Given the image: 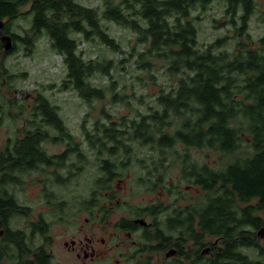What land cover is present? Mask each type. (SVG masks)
Instances as JSON below:
<instances>
[{
	"label": "trees",
	"instance_id": "trees-1",
	"mask_svg": "<svg viewBox=\"0 0 264 264\" xmlns=\"http://www.w3.org/2000/svg\"><path fill=\"white\" fill-rule=\"evenodd\" d=\"M236 1L249 13L254 7L252 0ZM49 3L53 15L50 23L46 21L49 24L45 31L53 49L64 56L67 84L87 103L103 99L105 89L89 79L97 72L109 74L113 61L84 60L78 52V41L71 33H80L86 39L97 36L115 50L119 44L103 30L97 9L75 0H50ZM48 4H42L38 10L45 13ZM103 15L122 23L117 4L107 2ZM247 30L244 26L239 34L244 35ZM143 33L152 36L153 41L139 53L140 68L152 71L155 59L167 60L173 84L169 90L162 88L155 96L156 107L139 118L127 121L128 118L122 117L118 122L110 120L107 114L108 124L96 123L94 135L87 132L90 142L100 144L109 155L118 153L122 146L125 153L132 152V142L149 144L162 154L173 150V155L180 160L182 180L198 185L202 193L179 206L177 202L184 197L177 191L170 203L175 210L172 215L176 217L171 215L164 225L168 230L180 228L177 237L180 242L186 233L196 244L203 241L205 247L210 245L212 249L206 257H201V250H179L178 254L186 255L189 264H264V260H254L242 251L253 248L264 258V240L258 233L264 228V38L259 40V48L243 41L234 51L227 52L226 38L200 47L192 28L169 30L157 24ZM41 103L45 105L42 110L45 120L53 121L64 133L65 123L56 107L46 98ZM108 144L115 146L107 147ZM191 148L216 151L229 159L217 168L207 163L199 165L191 158ZM160 161L159 158L157 162L160 164ZM112 167L108 163L104 165V170L109 168V180ZM161 168V164L156 165L147 172V179L142 178V183L151 191L164 183ZM156 174H159L158 181L152 183L150 177ZM164 190L171 195L175 186L167 185ZM167 209L164 203H157L145 211L156 215ZM9 210L0 205V216L22 213L16 205H11ZM165 234L160 231L159 235L164 241H170ZM6 236H16L13 241L19 245L22 241L19 231H10ZM190 255L195 257L191 259ZM49 256L37 250H0V264H51ZM173 264L181 262L175 260Z\"/></svg>",
	"mask_w": 264,
	"mask_h": 264
},
{
	"label": "flooded vegetation",
	"instance_id": "flooded-vegetation-1",
	"mask_svg": "<svg viewBox=\"0 0 264 264\" xmlns=\"http://www.w3.org/2000/svg\"><path fill=\"white\" fill-rule=\"evenodd\" d=\"M252 1L254 7L250 13L236 0H120L117 6L122 16L120 19L122 23L119 24L130 29H133L132 25L136 26L133 30L137 33V42L150 45L153 38L150 35L145 36L144 30H151L158 24V27L163 26L169 30L192 28L197 31L205 12L213 4L222 7L220 14L214 19V28L231 29L240 25V29L244 26L248 29L251 18L257 11L256 2ZM48 2L46 0H0V19L4 22V26L0 29V77L4 85L13 76L8 71L5 61L10 54L15 52L17 43L34 45L35 37L39 35V32L48 28L49 19L53 15ZM42 4H48L44 8L45 13L39 11ZM261 12L264 20V11ZM18 20L28 21V28L22 27L17 23ZM17 29L23 30L24 33L20 34ZM5 36H9L10 40H4ZM7 43H10V48H6ZM258 47H260L259 44ZM6 97L0 94V110L3 113L6 109L13 107L14 102ZM43 98L41 94L34 96L32 93H27L24 97V104H20L26 108L22 112L25 114L22 119V128L17 129L15 134L0 136V205L8 212L11 205H16L22 212L14 214L10 212L8 216H0V250H37L39 253L42 251V254L45 252L46 255H50L51 264H55L54 250L68 251L76 257L80 264L103 261L116 252L120 257L116 258L117 264H121V260L125 264H152L154 256L161 255L162 252L165 253L167 260L171 256H167L171 250H175L174 254L179 250H201L200 255L204 257L203 252L206 247L203 241L200 245L196 244L184 233L185 238L180 242L177 240L180 228L173 227L168 230L165 227V220L175 212L174 208L169 205L167 211L170 210V212L165 218L160 216L167 211L156 215L145 211L149 205H155L149 203L130 209L126 213L122 212L113 230L102 232L99 229L103 222H109L110 215L114 212V204L121 203L115 187L123 181L119 169H125L124 167L129 165L126 160L133 159L135 152L131 146L132 152L125 153L122 146L119 147L118 153L109 155V151L104 150L100 144L93 145L88 135L86 136L87 147L97 154L101 162V175L94 181L95 189L91 190L89 196L80 205L78 214L80 217L84 215L85 222L79 225L78 235L60 240L66 230V228L61 229V225L64 226L62 222L65 221L67 201L61 199L56 187L73 178L77 162H85V153H83V148L81 149V146L75 142V137L65 124L64 133H62L60 127L53 121L48 123L49 119L45 120L42 112L45 105L41 103ZM4 100L6 108L2 104ZM30 100L34 102L26 105V102ZM1 119L0 116V127L4 123ZM51 130L56 134H51ZM96 130L95 125L93 132H88L94 135ZM60 142L64 145L62 150L52 151L48 146L49 143L57 146ZM113 146L115 145H107V147ZM104 153L108 156L105 157ZM162 153L159 152L160 155ZM160 160L162 170L168 160L167 153ZM106 163L113 166L110 168L112 171L110 180L107 177L109 168L104 170ZM147 168L143 166V169ZM35 174L41 176L37 178ZM155 177L156 175L150 177L152 183L158 181L159 177ZM35 185L40 189L41 199L35 200L40 204L33 212V206L29 203L32 197L29 194L25 197L24 195L25 191H29L30 187ZM18 190L23 193V198H19ZM185 200L181 198L177 203L179 206L186 205ZM15 216L23 218L20 227L12 225ZM172 216V218L176 217ZM10 231L21 232L20 245L13 241L17 239L16 236L13 238L6 236ZM160 231H164L168 239L171 238L170 241H164L159 235Z\"/></svg>",
	"mask_w": 264,
	"mask_h": 264
},
{
	"label": "rangeland",
	"instance_id": "rangeland-1",
	"mask_svg": "<svg viewBox=\"0 0 264 264\" xmlns=\"http://www.w3.org/2000/svg\"><path fill=\"white\" fill-rule=\"evenodd\" d=\"M119 1L77 0V3L99 11L103 30L115 39L119 44V49L110 48L97 36L86 39L80 33H71V36L78 41V52L82 53L84 60L113 61V67L109 74L97 72L89 79L94 85L105 89L106 96L103 99H94L87 103L73 87L67 84L68 71L64 63V56L53 49L45 30L35 37L34 45L17 43L15 52L10 54L5 61L8 71L13 75L12 79L4 85L2 83L3 79L0 77V94L14 101L13 107L6 109L5 113L0 110L1 120L4 121L0 127V136L15 134L17 129L22 128V119L25 116L22 112L26 108L20 104H24L25 95L27 93H32L34 96L41 94L52 106L56 107L67 129L75 137V142L81 146V149L83 148V153H85V162H77V169L73 178L56 187L61 199L67 201L65 221L62 222L64 226L61 225V229L66 228V230L60 240L70 239L73 235H78L79 225L85 222L84 215L80 217L78 214L80 205L89 196L91 190L95 189L94 181L101 175V162L95 151L87 147V132H93L96 123L108 124L110 120L121 122L120 118L122 117H126L128 118L127 121H130L132 118H139L140 114L151 112V108H155L157 105L156 94L162 88L169 90V87L173 84L171 80L173 76L168 72L167 60L155 59L156 65L152 71L140 68L138 56L148 47L147 43H138L136 40L137 33L133 29L104 17L103 13L107 2L117 4ZM255 2L257 11L251 18L247 33L244 35L239 34L240 25L231 29L214 28V19L220 14L222 7L213 4L205 12L196 31L199 46L205 47L219 38H226L224 48L227 52L234 51L238 44L243 41H250V43L254 41L252 46L259 48L258 42L264 36V20L261 15V11H264V0H255ZM17 23L24 28H28V21L18 20ZM17 32L24 33L21 29H17ZM29 102H34V100L27 101L26 105ZM2 104L3 106L6 105L5 100L2 101ZM107 114L110 116V120L107 118ZM51 134L55 135L56 133L51 130ZM48 146L52 151H59L64 147L61 142L57 146L54 143H49ZM131 146H133L135 152L133 159L136 160H126L129 165L124 167L125 169H119L123 181L119 186L116 184L115 187L118 190L121 203L119 205L114 204V212L110 215L109 222H103L100 225L99 229L102 232L113 230L114 224L122 212L126 213L130 209L138 206L142 207L149 203H164L166 206L171 207L170 203L175 198L177 191L179 195L181 194L180 196L186 199L184 204L202 193L198 185L182 180L180 160L173 155V150L168 151V160L163 169H160L164 174L163 185H159L156 190L150 191L148 185L142 183L141 178L147 179L146 171L154 170L156 165L160 166L157 161L165 154H161L158 158L159 152L151 149L149 144L143 145L140 142H132ZM189 152L192 160L199 165L207 163L214 168L223 165L229 159V156L211 150L191 148ZM104 156L107 157L108 155L104 153ZM154 162L156 163L153 164ZM143 166H148V168L143 169ZM40 176L35 174L37 178ZM157 176L159 174H156ZM167 185L175 186L173 194L170 195L165 192L164 189ZM39 191L37 185L30 187L29 191H25L24 197L29 194L33 199L29 200V203L33 206V212L38 209L37 205L40 204L35 201L41 199ZM17 194L19 198H23V193L19 190ZM169 212L170 210L160 217L165 218ZM22 222L23 218L21 216H15L12 225L13 227H20ZM260 238L264 240L263 233ZM213 242L219 243V240L213 239ZM205 250L207 251L203 252L204 257L211 255L210 245L206 246ZM187 251L192 252L191 250ZM242 251L254 260H264L253 248H244ZM54 254L55 264H80L77 262L76 257L66 250H54ZM194 257L190 255L191 259ZM116 258H120L117 252L114 255L110 254L106 260L92 261L91 264H117ZM175 260L177 262L181 261V264H189V260L178 253L171 255L166 260L164 252L161 255L154 256L152 264H166V262L167 264H173ZM120 263L125 264L123 260Z\"/></svg>",
	"mask_w": 264,
	"mask_h": 264
},
{
	"label": "water",
	"instance_id": "water-1",
	"mask_svg": "<svg viewBox=\"0 0 264 264\" xmlns=\"http://www.w3.org/2000/svg\"><path fill=\"white\" fill-rule=\"evenodd\" d=\"M4 26V22L0 19V29H2V27ZM4 40H10V37L9 36H5L4 38H3ZM6 48H10V43H7L6 44ZM259 235L261 236V234L263 233L264 234V228H262L261 230H259ZM205 252L207 251V250H204ZM175 253V250H171L168 254H167V256H170V255H172V254H174Z\"/></svg>",
	"mask_w": 264,
	"mask_h": 264
}]
</instances>
